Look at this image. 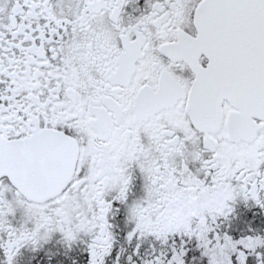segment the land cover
<instances>
[{
  "label": "snow or ice",
  "instance_id": "1",
  "mask_svg": "<svg viewBox=\"0 0 264 264\" xmlns=\"http://www.w3.org/2000/svg\"><path fill=\"white\" fill-rule=\"evenodd\" d=\"M0 264H264V0H0Z\"/></svg>",
  "mask_w": 264,
  "mask_h": 264
}]
</instances>
